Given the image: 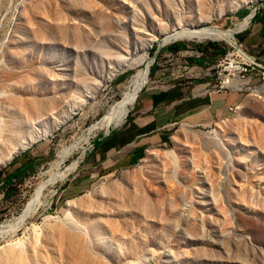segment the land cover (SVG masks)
Returning a JSON list of instances; mask_svg holds the SVG:
<instances>
[{
    "label": "rangeland",
    "instance_id": "374dc122",
    "mask_svg": "<svg viewBox=\"0 0 264 264\" xmlns=\"http://www.w3.org/2000/svg\"><path fill=\"white\" fill-rule=\"evenodd\" d=\"M260 5L264 0H0V155L46 131L11 157L23 168L0 186V223L20 213L63 147H79L62 160V167L78 163L54 184L49 205L0 237V264H264L260 75L244 81L241 102L216 124H177L167 142L128 164L95 158L145 90L206 81L221 58L239 53L225 40L164 41L166 34L234 27ZM247 27L235 34L242 50ZM147 62L148 81L123 122L90 130Z\"/></svg>",
    "mask_w": 264,
    "mask_h": 264
},
{
    "label": "crops",
    "instance_id": "0c3cea01",
    "mask_svg": "<svg viewBox=\"0 0 264 264\" xmlns=\"http://www.w3.org/2000/svg\"><path fill=\"white\" fill-rule=\"evenodd\" d=\"M241 37L243 49L264 64L263 7L258 10V16ZM214 79L215 77L209 76L206 81L194 85L176 83L145 90L126 122L102 139L95 158L105 166L128 164L144 150L167 142L170 139V129L177 124L207 128L216 124L241 102L244 88L241 86L217 90L212 87ZM25 148L18 147L17 151L14 149V155ZM10 149L0 155V167L12 159L5 161ZM22 168L20 158L2 168L0 186H9Z\"/></svg>",
    "mask_w": 264,
    "mask_h": 264
},
{
    "label": "bare ground",
    "instance_id": "6f19581e",
    "mask_svg": "<svg viewBox=\"0 0 264 264\" xmlns=\"http://www.w3.org/2000/svg\"><path fill=\"white\" fill-rule=\"evenodd\" d=\"M252 15L253 13H250L234 27L229 28H223L216 25L178 27L177 29H174L170 33L166 34L164 41L182 38L209 37V39L225 40L229 44L236 46V49L240 54H245V51L238 46L235 34L249 25V22L252 19ZM150 63L151 62H147L142 69L134 74L122 98L116 101L102 117V119L91 126L90 130L94 131L97 129H104L107 132L111 127H116L123 122L130 107L136 101L139 91L148 81ZM56 125H58V123H55L54 127H56ZM45 132L46 131L43 130L32 134L23 143H20V148L23 149L26 147V145L32 144L33 142H35V140H37V138H39V136L45 134ZM212 132L215 134V138L218 139V141H221V137L218 136L219 134L216 129H214ZM12 148H15V146ZM77 148H79L77 143H74L69 146L63 147L59 151L58 155L60 158L56 162H54L53 167L36 186L20 213L0 223V237L12 236L18 229H20L22 226H25L27 221L32 218L41 208H45L49 205V201L52 196L51 194H53L54 192V184L63 181L69 175V173L75 169L78 163L76 160H74L67 167H62L61 162L66 156H68L69 154L71 155V153ZM17 150L18 148H16V151ZM14 154V152H11V154H9L8 158L5 161L10 160Z\"/></svg>",
    "mask_w": 264,
    "mask_h": 264
},
{
    "label": "built area",
    "instance_id": "2783aa9c",
    "mask_svg": "<svg viewBox=\"0 0 264 264\" xmlns=\"http://www.w3.org/2000/svg\"><path fill=\"white\" fill-rule=\"evenodd\" d=\"M261 7L264 8V5L256 7L255 10ZM240 46L242 47L241 43ZM244 53L229 52L218 61L215 65V79L212 84L214 89L239 88L242 86L240 84L254 75H260L264 78V64L248 52Z\"/></svg>",
    "mask_w": 264,
    "mask_h": 264
},
{
    "label": "trees",
    "instance_id": "16d2710c",
    "mask_svg": "<svg viewBox=\"0 0 264 264\" xmlns=\"http://www.w3.org/2000/svg\"><path fill=\"white\" fill-rule=\"evenodd\" d=\"M257 16H258V12L253 16L252 21H254Z\"/></svg>",
    "mask_w": 264,
    "mask_h": 264
},
{
    "label": "water",
    "instance_id": "95a60500",
    "mask_svg": "<svg viewBox=\"0 0 264 264\" xmlns=\"http://www.w3.org/2000/svg\"><path fill=\"white\" fill-rule=\"evenodd\" d=\"M254 15H255V12L253 13L252 18H253ZM150 65H151V63H150ZM149 70H150V66H149ZM21 152H22V151H21ZM21 152H20V153H21ZM15 156H16V155H15ZM15 156H13V158H14ZM8 163H10V161H9ZM6 165H7V164H6ZM6 165H5V166H6Z\"/></svg>",
    "mask_w": 264,
    "mask_h": 264
}]
</instances>
